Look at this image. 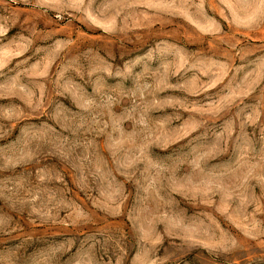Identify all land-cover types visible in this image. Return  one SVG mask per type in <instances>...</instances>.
Segmentation results:
<instances>
[{
	"label": "rangeland",
	"instance_id": "374dc122",
	"mask_svg": "<svg viewBox=\"0 0 264 264\" xmlns=\"http://www.w3.org/2000/svg\"><path fill=\"white\" fill-rule=\"evenodd\" d=\"M0 264H264V0H0Z\"/></svg>",
	"mask_w": 264,
	"mask_h": 264
}]
</instances>
